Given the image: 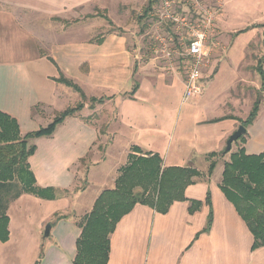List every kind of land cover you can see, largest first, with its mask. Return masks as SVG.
Listing matches in <instances>:
<instances>
[{"label":"crops","instance_id":"1","mask_svg":"<svg viewBox=\"0 0 264 264\" xmlns=\"http://www.w3.org/2000/svg\"><path fill=\"white\" fill-rule=\"evenodd\" d=\"M136 1L0 0V113L17 122L22 136L48 127L57 114L82 102L79 92L59 82L62 77L75 83L86 101L105 99L94 111L103 115L95 123L86 121L91 110L85 105L51 136L31 142L36 151L29 165L36 186L52 189L53 197L23 193L10 203L9 239L0 242V264H75L80 225L99 196L116 188L130 156L159 155L164 168L199 171L189 162L191 156L207 159L221 154L230 136L247 120L249 115L237 110L235 98L214 106L208 97L221 58L218 47H212L219 41L214 26L208 62L200 72L202 91L182 111L178 149L167 150L170 134L164 124H170L176 106L185 101V79L166 63L158 67L138 62L125 36L102 35L105 24L99 12H106L108 23L116 24L107 12L115 8L129 12ZM262 15L258 25L264 27ZM258 25L232 29L238 30L236 39L248 32L253 41ZM249 44L245 43L240 62ZM240 78L238 72L230 92ZM262 110L261 102L257 117L246 127L248 134L242 136L245 140L238 143L242 146L237 149L247 155L264 153ZM196 131L198 136L192 137ZM108 136L101 157L87 166L85 186L75 190L82 161ZM93 168L97 172L90 181ZM213 176L189 185L183 199L166 211L134 206L110 234L107 264H264V247L253 249L251 231ZM96 182L99 187L93 191Z\"/></svg>","mask_w":264,"mask_h":264},{"label":"trees","instance_id":"2","mask_svg":"<svg viewBox=\"0 0 264 264\" xmlns=\"http://www.w3.org/2000/svg\"><path fill=\"white\" fill-rule=\"evenodd\" d=\"M159 2L160 0H148L143 15L138 18L139 23L153 16L154 7ZM161 26L169 31L167 25ZM155 46L154 42L153 48ZM257 71L262 81L261 88L264 89L262 65H259ZM59 82L79 92L82 102L57 114L48 127L22 136L17 122L0 113V242L9 239L6 213L12 201L23 193L42 198L53 197L52 189L49 192L36 186L29 165V159L36 151V146L31 142L39 137L51 136L67 117L82 111L86 105V98L75 83L64 77ZM104 101L105 99L90 100L89 108L95 109L96 105ZM260 103L261 100L254 102L247 120L242 122L243 126L248 127L253 123ZM91 120L92 118L86 119L87 122ZM244 140L242 137L236 144ZM208 157L219 158L221 154H210ZM215 168L214 161L209 167L211 175ZM200 176L194 168H164L159 155L130 156L129 164L121 170L116 188L105 190L99 196L92 211L80 225L82 234L77 243L75 264H107L110 253L109 237L123 216L137 204L166 211L173 202L183 199L185 189ZM220 187L251 231L254 237L253 249L264 247V153L247 155L244 149H240L231 154L230 161L225 163Z\"/></svg>","mask_w":264,"mask_h":264},{"label":"rangeland","instance_id":"3","mask_svg":"<svg viewBox=\"0 0 264 264\" xmlns=\"http://www.w3.org/2000/svg\"><path fill=\"white\" fill-rule=\"evenodd\" d=\"M176 1L177 5H179V11H185L191 14L194 11V4H198L200 9L206 8L214 12L217 16L214 34L218 37L219 40L217 42L219 44L217 51L221 53V58L218 57L220 59V61L218 59V63L216 64V66H218V74L216 75L213 83H211V87L209 88L210 91L208 97H210L209 99L211 100L212 104L214 106L215 104H223L224 101H230V99L235 98L234 104H238L236 106L237 110L242 112V114L246 112V114L248 115L255 101L261 100L262 105L264 106V89L261 88V80L257 71L259 65H262V68L264 69V27L258 25L262 24L264 0ZM147 3L148 0H137L135 2L134 9L130 10L129 12H123L122 9L118 8L107 12V15H110L111 17L109 18L111 21L112 19L115 20L116 18V24L112 22L109 24L108 21L104 18V16H106V12H99V16L100 18H103L105 24L102 35L117 33L119 35L125 36L128 40L129 48H134L137 52V55L139 56L138 62H140L141 64L152 62L159 67V64L162 65L165 62H163L161 58L157 57V55L153 52V46L155 42L154 37L158 33L164 34L166 27H162L160 25V23L158 22L159 18L155 14H153V16H151L149 20H143L139 23L138 18L143 15ZM159 4L160 2L156 6H158ZM118 15L120 17V21L117 18ZM226 23L228 29L226 27ZM254 25H258L256 26L258 35L253 41L251 40L252 34L248 32L240 35L236 39L238 30L235 31L232 28L244 29L246 27H252ZM100 36L101 34H99L96 38H99ZM245 43L250 44L245 49L246 57L243 58V60L240 62L239 58L242 56ZM175 69L177 70V73L182 75V77L185 79L186 75L183 67L176 64ZM170 72L172 71H167V73ZM238 72L241 76L240 81L238 80L239 83L238 81L236 82V88L232 92H230L231 87H233L235 83V78L238 77ZM228 96L229 98H227ZM178 100L182 101L181 98H179ZM194 100L195 98L190 97L187 100L183 101V104H178L176 106V111L172 113V116L168 120V122L170 121V124H164L165 129H167V135L170 134V138H168L167 140L169 141L167 143V150L169 152L176 151L179 147V144L181 143L182 139H180L178 136L179 134H181L182 130V111L184 110V108L186 109L187 106L191 105ZM85 104L89 106L91 102L86 101ZM96 107L98 106L96 105L95 109ZM95 109H90L91 113L87 117L92 118L91 122L93 123H95L100 117H103L102 114L101 116L99 115L100 112H94ZM262 112L264 113V110H262ZM155 113L157 118L160 119L161 117L158 116V113ZM199 113L202 114L201 111H199ZM106 124L102 125L101 130L104 132L107 131L106 126H108V124ZM191 135L192 137L195 135L197 137L198 131ZM109 141L110 136H108L107 138L105 137L104 140L101 141V143L99 142L95 146L93 152L85 160V163L81 164V167H79L78 181L75 190H82V188L85 186L87 178V166H90L89 164L93 163V160H97L101 157V152L104 151L103 149ZM241 146L242 145L238 144L235 146L233 144L231 151L227 154L221 153V157L219 158L215 157L211 159L207 157V159H201L200 156H191L189 162H194L196 168L199 170L198 172L201 174V176L195 178V180L211 178L212 175L209 173V167L210 164L215 161L216 168L213 172V179H215L216 181H220L221 184L225 163L230 161L231 154L239 150L237 148H240ZM113 164L114 162H111V164H109L108 166L106 165L107 169L110 171L109 174H111L112 172V167L114 166ZM91 170L92 172L90 173L89 180L94 181V173L97 171L95 168ZM98 187L99 184L98 182H96L92 187L93 191H96Z\"/></svg>","mask_w":264,"mask_h":264},{"label":"built area","instance_id":"4","mask_svg":"<svg viewBox=\"0 0 264 264\" xmlns=\"http://www.w3.org/2000/svg\"><path fill=\"white\" fill-rule=\"evenodd\" d=\"M176 0H160L155 10L160 25L165 24L169 31L154 37V54L174 69L182 64L185 71V100L202 91L201 69L206 67L211 48L208 46L210 33L214 29L217 16L208 9H200L194 4V11L189 14L179 11Z\"/></svg>","mask_w":264,"mask_h":264},{"label":"water","instance_id":"5","mask_svg":"<svg viewBox=\"0 0 264 264\" xmlns=\"http://www.w3.org/2000/svg\"><path fill=\"white\" fill-rule=\"evenodd\" d=\"M248 134V129L245 127V126H240L238 128V130L236 132H234L230 138L227 140L226 142V147L224 148V150L221 152L222 154H227L231 151L232 149V146L234 143L238 142L239 139L242 137V136H245ZM49 234V227L46 229V232H45V235H48Z\"/></svg>","mask_w":264,"mask_h":264}]
</instances>
